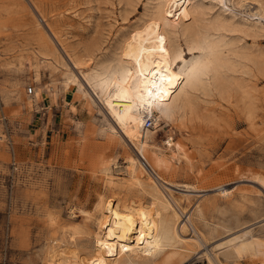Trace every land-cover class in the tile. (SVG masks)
<instances>
[{"label":"rangeland","instance_id":"rangeland-1","mask_svg":"<svg viewBox=\"0 0 264 264\" xmlns=\"http://www.w3.org/2000/svg\"><path fill=\"white\" fill-rule=\"evenodd\" d=\"M131 1L0 0V264H45L54 239L90 250V234L72 240L69 233L72 227L94 230L99 196L144 203L151 198L121 182L133 147L122 133L108 137L113 122L101 102L73 86L55 61L63 60L80 78L85 64L77 67L71 58L103 59L144 27L158 42L166 32L178 44L183 57L178 65L201 53L181 33L184 21L150 23L151 3ZM202 1L207 7L202 31L217 44L225 79L217 86L209 70L202 77L209 91L186 86L190 103L169 116L155 110L158 119L147 138L157 154L145 155L161 175H154L161 188L176 197L191 194L181 203L192 208L191 219L207 238L225 228L253 227L256 257L236 264H264V219L257 222L264 217V190L254 178L264 176V12L255 11L254 0ZM216 15L222 22L212 21ZM28 86L38 90L34 101L27 97ZM119 118L134 127L133 114L121 112ZM104 173L121 183H108ZM210 185L230 192L204 190ZM148 192L154 193L149 187ZM184 264L208 263L195 255Z\"/></svg>","mask_w":264,"mask_h":264},{"label":"bare ground","instance_id":"bare-ground-1","mask_svg":"<svg viewBox=\"0 0 264 264\" xmlns=\"http://www.w3.org/2000/svg\"><path fill=\"white\" fill-rule=\"evenodd\" d=\"M214 1L226 4L224 0ZM254 1L259 4V8L255 11L259 10L263 13L264 5L260 0ZM147 2H150L153 7L149 16L150 23L165 24L173 19L176 22L177 19L184 21L181 33L187 42H194L201 51L196 58L178 65V60L183 61L178 44L170 40L166 32L162 35V41L158 42L156 35L144 27L132 39L118 46L119 50L116 48L103 59L89 55L84 59L71 58V63L77 67L85 64L86 70L80 71L82 73L80 78L70 68L71 66L62 62L63 60L55 61L70 74L69 80L75 84L73 86L92 98L94 94L101 102L113 122L108 125L106 131L108 137L117 138L121 136L117 135V132L122 133L133 147L134 155L128 158L126 178L121 182L126 186H134L138 191H146L151 198L148 199V203H144L141 202L142 200H120L115 196H99L95 205L97 214L93 221L94 230L88 232L84 229L85 227L82 228L84 231L79 227H72V232L69 233L72 240L75 235L90 234L92 249L82 250L83 247L79 248L80 246L73 242L57 244L54 239L49 244V251L45 252L43 258L45 264H184L195 255L196 258L205 257L208 264H227V262L236 264L244 258L253 260L256 257L259 243L252 232L253 227L225 228L222 234L210 240L192 221V208L181 203L182 200L189 201L191 194L187 193V188H185L187 192L180 197L173 196L171 189L161 188L160 182L156 179L161 175L153 169V165L145 155L150 151L157 154L156 146L147 138L148 128L153 127L158 119L154 113L155 110L164 116H169L177 108L190 103L186 86L195 85L209 91V81L204 82L202 78L209 70L217 86H221L225 79L221 74L224 61L219 55L217 44L209 38V33L202 31L205 17L202 14L207 9L206 6L204 9L205 4L203 5L202 0H147ZM195 17L197 19L193 22H186ZM215 18L221 22L223 20H220L219 16H214L212 21ZM47 46L50 48L48 44ZM34 80L40 81L37 68ZM84 85H87L92 93L84 90ZM29 88L31 95L27 97L34 101L38 90L33 92V88L28 86L27 93ZM121 112L134 115L132 129H128L121 122L119 118ZM147 117L152 119L151 126H145ZM156 156L157 164H159L160 159L158 155ZM103 177L108 183H121L117 182L112 174L104 173ZM254 178L264 190V176L257 175ZM148 187L154 193L148 192ZM217 188L218 192L219 189H222L221 192H230L229 189L221 188V185H210L204 190L215 189L216 191ZM256 192L260 193L261 189L257 188ZM73 212L71 210V213ZM263 219L264 217L257 222ZM188 230L192 234L184 236Z\"/></svg>","mask_w":264,"mask_h":264},{"label":"built area","instance_id":"built-area-1","mask_svg":"<svg viewBox=\"0 0 264 264\" xmlns=\"http://www.w3.org/2000/svg\"><path fill=\"white\" fill-rule=\"evenodd\" d=\"M29 87H31V86H29ZM29 92H31L30 88H29ZM151 125H152V119L150 117H147L146 121H145V126H151Z\"/></svg>","mask_w":264,"mask_h":264},{"label":"crops","instance_id":"crops-1","mask_svg":"<svg viewBox=\"0 0 264 264\" xmlns=\"http://www.w3.org/2000/svg\"><path fill=\"white\" fill-rule=\"evenodd\" d=\"M28 102V101H27ZM20 106H21V104H20Z\"/></svg>","mask_w":264,"mask_h":264}]
</instances>
